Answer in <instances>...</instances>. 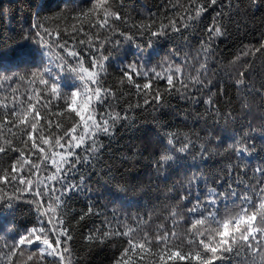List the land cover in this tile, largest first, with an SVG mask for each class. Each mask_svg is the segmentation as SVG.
<instances>
[{
    "label": "trees",
    "instance_id": "1",
    "mask_svg": "<svg viewBox=\"0 0 264 264\" xmlns=\"http://www.w3.org/2000/svg\"><path fill=\"white\" fill-rule=\"evenodd\" d=\"M98 2L100 0H0V147L5 149L0 152V177H11L13 171L28 172L31 164L35 170L25 176L26 180L31 179L34 185L39 181V186L52 183L47 180L53 172L49 154L67 151L56 141L66 144V132L73 127L76 132L72 135L80 132L79 117L68 107L72 91L79 93L78 106L86 95H92L88 111L96 117L100 109L94 87H101V96L107 90L116 97L108 111L122 116L127 109L130 118V126L117 125L113 139L101 137L105 145L103 155L94 168L80 169L87 177L84 191L73 196L67 208L62 201L53 203L56 194L52 201L47 200V193L34 200V192L20 191L22 186L0 180V264H41V253L32 246L17 244L11 258L6 255L16 243L13 235L18 239L32 227L43 226L47 230L61 220L65 226H70L73 236L69 242L71 256L65 257V264L69 259L71 264H113L121 251L130 247L129 238L137 245L128 254L129 264H198L196 259L167 260V254L176 250L191 257L209 255L199 241L207 244L210 230L218 227L208 221L194 225L196 217L187 215V202L178 199L180 185L187 186L192 172L209 177L212 184L225 174L226 165L238 163L234 148L246 147L251 154L246 161L247 168L243 169L248 173L247 177H242L246 182H250L257 166L264 165V100L261 99L264 95V49L261 48L264 45V0H257L255 6L251 0H217L216 5L207 6V11L198 16L192 15L193 6L205 4V0H103L104 4L111 5L110 13L118 11L121 16L115 22L108 20L111 30L107 26H96L103 16V8L92 10L93 4ZM218 13L222 14L218 16ZM214 17L217 18L215 24ZM169 20L175 21L179 32L169 30L166 36L157 39L150 37L146 28L141 30V26L147 25L156 31L161 23L167 26ZM37 24L42 27H34ZM42 28H47L51 35H44ZM210 28L213 29L212 45L209 48L205 43L202 48L201 42L207 41ZM215 28L221 29V35H215ZM75 29L81 31L75 32ZM57 31L61 33L59 45H66L63 48L57 44ZM37 32L45 44L37 42ZM81 40L83 44L79 43ZM46 45L51 47L50 52ZM91 49L97 51V57L110 59H97L96 66H90ZM71 50L80 53L79 64L67 55ZM141 50L143 57L139 55ZM206 51L209 54L206 86L197 92L191 86L192 78L205 79L201 64L205 63ZM129 63L135 64L140 73L137 76L133 72L131 82L123 75ZM58 64L63 67L53 75L60 87L53 95L52 81L49 80V87L45 88L39 84V76L33 77L31 73L44 65L56 69ZM81 65L97 74V84L85 86L87 74H84L85 82H81L79 76L70 71L71 68L79 71ZM177 68H180L179 73L175 71ZM153 69L161 78L153 75ZM167 75H173V84L179 91L167 90L163 79ZM45 79L49 78L45 76ZM178 79L188 85L187 92L177 83ZM241 79L242 83L237 85ZM145 83L150 84L147 90L142 87ZM135 84L141 85L139 92ZM157 90L164 98L160 104L152 102L151 94ZM146 93L149 105L144 104ZM185 95L192 99H183ZM209 97L220 110L219 115L210 111L205 103ZM137 104L140 107H136ZM29 108V122L39 114L37 129L33 132L37 149L32 148L33 139L25 134V125L19 119ZM166 132L178 134L181 140L187 136L197 145L203 144L208 149L207 154L201 158L197 148L193 160L188 154L165 152ZM40 136L48 139L49 144H43ZM174 143L179 148V143ZM9 146L13 150H9ZM40 147L44 148L43 154L38 152ZM21 152L23 156L19 155ZM161 154L173 155L174 162L158 172L154 161ZM56 159L59 161V155ZM109 168L117 178L123 177L119 183L108 182L104 173ZM200 187L203 190V182ZM9 197L13 198L14 211L5 204ZM37 201L40 211H37ZM49 203L56 210L51 215L50 209L45 211ZM219 208L222 221L225 218L223 202ZM262 211L259 207L255 209L257 227ZM81 215L83 219H79ZM50 219L52 223L46 224ZM105 220L111 221L112 228L119 222L118 230L127 235L90 241V233L102 229ZM55 238V232L49 233V239ZM158 238H164L165 242L157 243ZM249 240L251 248L237 235L233 248L238 249L239 254L235 250L227 253L216 264H260L264 235L255 234V239L250 236ZM57 260L43 254V264H57Z\"/></svg>",
    "mask_w": 264,
    "mask_h": 264
},
{
    "label": "snow or ice",
    "instance_id": "2",
    "mask_svg": "<svg viewBox=\"0 0 264 264\" xmlns=\"http://www.w3.org/2000/svg\"><path fill=\"white\" fill-rule=\"evenodd\" d=\"M257 0H251L253 6H255ZM217 0H205V4H197L194 5V11L192 13L193 16H198L201 12L207 11V6L216 5ZM231 6V5H229ZM111 5H106L103 3V0L100 2L93 4L92 10H96L99 8H103V16L100 17V23L96 26L104 27L107 26L111 30V25L108 24V20L111 18L113 22L120 20V13L117 11L115 13H110L108 8ZM222 13H218L217 15H221ZM99 15V14H98ZM96 19V17H93ZM183 19V18H182ZM216 17L213 18V23L215 24ZM90 27L91 22H90ZM34 27L41 28L42 26L37 24ZM147 29L150 33V37H155L157 39L166 36L171 31L179 32L180 29L176 28L175 21L169 20L168 25L165 26L161 23L156 31H152L150 26L144 25L141 26V30ZM44 35H51V32L47 28H42ZM81 29H75V32H80ZM212 32L213 29L210 28L208 30V38L207 41L201 42V47L204 48L205 43H207L210 48L212 45ZM215 35H221V29H214ZM57 44L59 45V38L61 33L57 31ZM64 35H68L65 33ZM37 42L41 44H45L43 37L39 32L36 33ZM72 38H75V35H72ZM262 38H264V34H262ZM79 43L83 44L84 41L81 40ZM151 40L149 41V44ZM66 45H59V47L63 48ZM48 51H51V47L46 45ZM103 47V45H101ZM261 48L264 49V45H261ZM260 49H258L259 51ZM69 57L76 60L77 64L80 63V53L76 50H71L67 53ZM139 55L143 57V51L141 50ZM209 58V54L205 53V63L201 64V68L204 70L205 79H199L198 77L192 78L191 86L197 92L201 91L205 86V80L207 79V67L206 61ZM97 59L102 61H108L110 58L107 56L97 57V51L95 49H91L89 52V64L92 67L96 66ZM63 64H58L56 69H53L47 65H44L41 68H38L35 72H32L31 75L33 77L39 76V84L43 85L45 88L49 87V80L52 81L51 93L53 95L57 94V90L60 87L58 82L56 81V77L53 75V72L59 73L62 69ZM103 70L104 65H100ZM71 72H75L79 76V80L81 82H85V73L87 74L86 84H97L98 82L95 80L96 73L94 71H89L88 68H84L82 65L79 67V71L76 68H71ZM176 73L180 72V68H177ZM135 72L137 76L140 75L138 69H136L135 64L129 63L125 66L123 70V75L126 76L131 82L132 73ZM153 75L157 78H161L158 72H155L153 69ZM243 77V73L240 74ZM47 76L49 79H45ZM166 80L167 90L169 92L179 91L173 84V75H167L163 77ZM177 83L180 84L182 88H184L185 92L188 90V85L184 83L182 79H178ZM210 84L211 81H208ZM242 83V79L237 81V85ZM76 87V84L74 88ZM137 92L141 90V85L135 84ZM143 89L147 90L150 88L149 83L143 84ZM264 87V85H262ZM101 87H94V95L97 100V107L100 111L97 113V116L94 117L91 112H89L90 101L92 99V95H86V98L77 105V97L79 95L78 91H72L71 93V102L68 104V107L75 113L77 117H79L80 121V132L76 135H72V133L76 132V128L73 127L71 130L66 132V136L68 137L66 140V144L61 145L59 140L56 141V144L59 145L61 149L67 148L66 153H50L48 159L51 160V165L53 166L52 175L47 177V180L52 181L51 184H47L44 186H39L40 182L37 181L36 184H33L31 179H25V176H30L33 174L34 166L28 165L29 171L23 172L21 171H13L11 177L2 176L0 180H5L8 183H15L16 185L22 186L19 188L20 191H29L34 192L35 196L33 199L35 200L36 196L45 197L47 193V200H53V194H56L55 200L56 202H63V206L67 208L69 206V202L72 200L73 196L79 195L84 191V184L87 177L80 173V169L83 167L94 168L95 162L99 160V158L103 155V150L105 149V145L101 139L107 138L109 140L113 139L117 133V125L121 124L122 127L130 126V118L128 115V110H124V115H120L119 113L112 115L108 109L113 107L112 102L116 100V97L109 91H105L103 96L100 95ZM152 102L156 104H160L163 101V97L160 92L157 90L155 93H152ZM148 93L145 94L144 104L149 105L150 101L147 98ZM183 99H192L190 96H183ZM261 99L264 100V95L261 96ZM206 104L210 106V111H214L216 115L220 114V110L215 108L211 97L205 101ZM246 106V105H245ZM131 107V106H130ZM136 107H140L139 104ZM31 111L29 108L25 111L22 117H19L21 124L25 125L24 132L25 134L33 139L32 148L37 149V143L35 138L33 137V132L37 129V121L39 120V114L37 113L33 120L29 122L27 120V112ZM87 113V115H85ZM13 114H15V108L13 109ZM225 115H229L226 113ZM29 128L31 130H29ZM42 140L43 144H49L48 139L43 136L39 137ZM164 139L166 140L167 148L165 152H179L191 155L193 160L196 159V150L199 149V155L201 158L207 154L208 149L205 148L203 144L197 145L187 136H185L182 140L179 138V135L172 132H166ZM179 143V148H176L174 143ZM235 143L239 144L240 141H235ZM232 147V145H230ZM79 149L80 151H75ZM9 150L11 146H9ZM0 152H5L3 147H0ZM39 154L44 153V148L40 147L38 149ZM234 152L236 155V160L238 163L226 165L224 168V175L218 176L212 184L209 183V177L204 176L202 173L198 174L197 172H192L191 175L187 178V186L185 187L183 184L180 185V191L177 192L178 199L180 201H186V213L189 217H196L194 220V225H203L205 221L209 223H214L218 227L216 230H210L209 236L206 237L208 239V243L206 244L204 240L199 241V245L204 248V250L209 254L204 257L196 256L191 257L189 255L182 254L180 251H171L167 254V260L179 259V260H198V264H216L218 259H222L225 254L231 253L234 250L239 254L238 249L233 248V244L237 242V235L239 240H242L248 244V247L251 248L250 236L255 239V234L264 235V211L260 214V226L257 227L254 222L257 220V215L255 209L259 207L264 210V165L257 166L254 169L253 176L249 178L250 182H246L242 177H247L248 173L243 171V169L247 168L246 161L251 158V154L248 148H239L235 149ZM19 155L23 156V153H19ZM57 155H59V161L56 159ZM155 164L157 165V171L159 172L165 165L170 162H174L173 155L170 154H161L158 159H155ZM15 169L16 166L13 165ZM235 170V171H234ZM59 173V175H57ZM108 178V182H117L119 183L120 179H123L121 176L117 178L112 174V169L104 173ZM79 176V179H77ZM201 182H203V190L200 187ZM59 185V188L56 187ZM16 191V189H14ZM223 202L225 213L223 214L225 218L221 221V211L219 208V204ZM5 204L7 205L10 211H14L13 208V198L9 197L5 200ZM40 202L37 201V211H40L39 207ZM231 205V208H230ZM239 210H236V209ZM51 210V214L55 213V209L52 208V203L48 204V209H45L46 212ZM251 209V212L248 211ZM92 209H88V213L91 214ZM174 215H176L174 213ZM83 215L79 217V219H83ZM118 219V218H117ZM46 224H51V219ZM222 223V228L220 225ZM71 221H69V225ZM104 227L102 229H94L93 233H90L88 239L103 241L108 240L110 238L122 237L126 236L127 233L118 230L119 222H117V227L112 228L109 225L111 221L105 220L103 222ZM230 224L232 225L230 229ZM59 228V231L56 229ZM55 232L56 238L54 240L49 239V233ZM199 232V230H197ZM98 233V235H96ZM196 235V233H193ZM14 243L12 248L9 250V253L6 255L11 258V255L14 254L13 250L18 245L20 246H32L34 249H38L41 253V264H43V254L46 253L48 257L58 258L57 264H65V257L71 256V249L69 247V242L73 240V236L71 235L70 226H65L63 221L61 220L59 224L53 225L50 228L45 229V227L41 226L40 228L32 227L31 229L26 231V234H20L18 239L15 235H13ZM164 238H158L157 243H164ZM129 248L123 249L121 251L120 257L114 260L113 264H129L128 254L133 249L137 248V245L133 243L132 239L128 240ZM43 246V247H41ZM59 246V247H58ZM142 249V245L140 246ZM259 255V253H257ZM29 259H32L29 257ZM160 259L163 261L165 257L162 255ZM68 264H71L69 259ZM260 264H264V255L261 256Z\"/></svg>",
    "mask_w": 264,
    "mask_h": 264
}]
</instances>
